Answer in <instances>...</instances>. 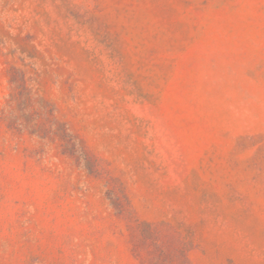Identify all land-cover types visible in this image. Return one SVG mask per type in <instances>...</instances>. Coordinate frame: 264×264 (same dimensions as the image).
<instances>
[{
    "label": "rangeland",
    "instance_id": "obj_1",
    "mask_svg": "<svg viewBox=\"0 0 264 264\" xmlns=\"http://www.w3.org/2000/svg\"><path fill=\"white\" fill-rule=\"evenodd\" d=\"M0 264H264V0H0Z\"/></svg>",
    "mask_w": 264,
    "mask_h": 264
}]
</instances>
